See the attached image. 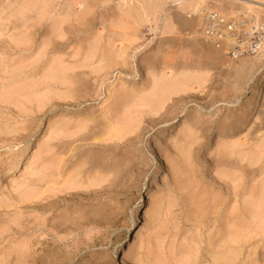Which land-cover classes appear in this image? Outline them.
Returning a JSON list of instances; mask_svg holds the SVG:
<instances>
[{
	"label": "rangeland",
	"instance_id": "obj_1",
	"mask_svg": "<svg viewBox=\"0 0 264 264\" xmlns=\"http://www.w3.org/2000/svg\"><path fill=\"white\" fill-rule=\"evenodd\" d=\"M236 1L206 10L252 13ZM194 14L171 0H0V264H116L120 221L153 177L156 214L128 234L127 264H264V112L217 144L248 79L197 69L212 47ZM167 73L199 78L159 88L158 110L148 94ZM160 116L178 122L157 169Z\"/></svg>",
	"mask_w": 264,
	"mask_h": 264
},
{
	"label": "bare ground",
	"instance_id": "obj_2",
	"mask_svg": "<svg viewBox=\"0 0 264 264\" xmlns=\"http://www.w3.org/2000/svg\"><path fill=\"white\" fill-rule=\"evenodd\" d=\"M171 1L174 4L176 3L177 6H180V9H183L184 11L188 9V10L193 11L195 13L199 12L200 10H203L204 8L206 10L207 9L206 7H210V6L212 7L213 4L219 5L220 8L223 9L230 2V1L228 2V0H171ZM232 1H235L237 3L236 0H232ZM261 2L264 3V0H248V1H243L242 3L246 6V7H244V6L243 7L247 11H251L252 13H254L253 11H255L257 13V11H259L257 8H260V4H263ZM256 3H260V4L257 5ZM230 6L232 7V3ZM213 7H215V6H213ZM244 8H243V11H245ZM256 13H254V14L257 15ZM237 15H239L238 12H237ZM183 19H182V24L184 26L190 28L192 25L191 22L186 21V20L183 21ZM178 20H179V18H178ZM194 20H195V18H194ZM178 23H179V21H178ZM169 27H170L169 24L166 25L163 29V32L167 31V29ZM192 27H191V29H192ZM255 57H256L255 58L256 60L253 61L251 64L249 63L250 65H248V63L247 64L242 63V64H238V65H236V64L234 65V64L230 63V64H232L230 66L229 64H227L228 62L226 63L227 65H225L224 60L221 61V59H220V58H223L221 56V52L219 50H217L216 48L212 47L211 50L208 51L207 56H204L203 58L198 59V61L196 63L197 69L201 72L206 71L210 66H217L218 65L219 67H222L221 69H219V67H218V69L222 70V73L224 75H230L231 77L236 76L237 80L241 84L246 83L247 79H248V84H247L248 87L246 88L245 93H244L246 95V97H245L246 99L244 101H240L241 99L240 100L238 99V100H236L237 102L235 103L236 104V110H234V113H237L238 115L241 114L242 117H241L240 121H238L236 123V125H233L232 123L230 125H226L227 124L226 123V124H223L221 127H219L216 130L215 136L219 140V142L217 143L218 145L222 141L225 142L226 136L231 135L233 132L245 131L247 129V127L253 121V120H251V118L256 116V119H258L261 115H263L262 113L264 111H262L261 108H259L260 107L259 106V99H260V96L264 95V62L262 61L264 59V51ZM233 63H235V62H233ZM239 63H241V62L239 61ZM259 63H261V64H259ZM144 72H145V70L141 69V73L139 74L140 78L143 77L142 74ZM219 73L221 74L220 71H219ZM198 78H199V75L194 74V75H191L188 77H183L182 79H180L178 81V80H173V77L171 76V74L167 73L166 76H164L162 81L159 83V85H161V86H158L156 84V81H154V82L152 81V84L150 87H152L155 91L153 90L154 92L152 91L153 93L151 95H150V93L148 94L149 98L151 99V100L148 99V102H149L148 105H150V106L156 105V106H158V110H160L162 108L164 98L161 95H159L161 93V89H159V88H162V90L164 88H172V89L179 88L182 91H185V90H187L188 86L189 87L193 86V85H189V84H192L194 81L196 82V80ZM229 79H231V78L229 77ZM189 82H191V83H189ZM146 83L148 84V81L139 87H133V88L132 87L128 88V85H122L120 87L118 95L134 96V95L145 94L146 90L143 88L145 87ZM153 83H155L156 85ZM244 94H243V96H244ZM162 117L163 116L159 117L161 119L156 122V126L154 128V133H155L156 137L151 139L150 143L148 144V148H150L152 150V155L158 158L159 163L156 166L157 169L164 168L166 166L164 163V160H163V158L160 155L159 150H158L159 140L163 136H165L167 133L172 132V130L175 128L176 123L178 122L175 119L176 117L173 118L174 120L173 119L168 120L165 117H163V118ZM261 118H263V116ZM190 120H191V117H187V122H189ZM262 120H264V118ZM155 178L156 177H153V178L147 180L142 185V187L139 189V192L137 194V198L135 200L134 199L132 200V204H133L132 210L130 211L129 214H127L125 216L124 219H122V221H120L121 235L118 238V240L113 243L114 244L113 250L116 253L118 252L117 254H118L119 264H127V262H128L127 261V259H128L127 254L125 253V251L123 252L122 247L125 246L124 241H126L128 234L131 233V231L134 229L135 224L138 221H141V223H143V222L148 223L151 220V218L153 216H155V214H156L155 209L150 210L147 208L148 202H150L152 200L153 194L159 192V186L155 185V182H156ZM1 179H2V177H1ZM120 249L122 251L121 253H119Z\"/></svg>",
	"mask_w": 264,
	"mask_h": 264
},
{
	"label": "built area",
	"instance_id": "obj_3",
	"mask_svg": "<svg viewBox=\"0 0 264 264\" xmlns=\"http://www.w3.org/2000/svg\"><path fill=\"white\" fill-rule=\"evenodd\" d=\"M201 23L203 39L231 60L258 56L264 51V18L253 13L231 15L200 10L193 16Z\"/></svg>",
	"mask_w": 264,
	"mask_h": 264
},
{
	"label": "snow or ice",
	"instance_id": "obj_4",
	"mask_svg": "<svg viewBox=\"0 0 264 264\" xmlns=\"http://www.w3.org/2000/svg\"><path fill=\"white\" fill-rule=\"evenodd\" d=\"M109 264H113V262L110 261ZM116 264H119V261H117Z\"/></svg>",
	"mask_w": 264,
	"mask_h": 264
}]
</instances>
